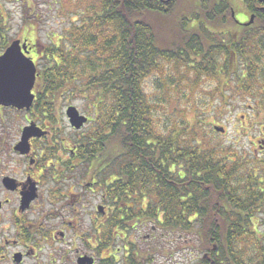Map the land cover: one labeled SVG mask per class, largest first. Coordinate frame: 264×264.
I'll use <instances>...</instances> for the list:
<instances>
[{
	"label": "trees",
	"instance_id": "16d2710c",
	"mask_svg": "<svg viewBox=\"0 0 264 264\" xmlns=\"http://www.w3.org/2000/svg\"><path fill=\"white\" fill-rule=\"evenodd\" d=\"M16 1L0 0V54L12 40L8 31L14 15L5 3ZM94 1L68 22L57 44L41 47L46 64L38 68L41 93L34 108L41 115L61 86L91 101L87 116L93 131L77 153L88 161L94 183L100 179V201L107 208L100 214L103 247L118 230L125 251L122 264H152L161 241L174 246L177 239L183 241L175 245L176 252L195 255L189 264H264L263 251L244 262L240 250L256 232L253 211L261 195L257 174L250 176L223 144L197 137L205 119L196 115L190 124L183 118L165 120L146 90L152 74L161 81L162 64L176 63L195 76L194 82L239 71L238 86L249 91L257 79L256 61H264V0H241L244 23L236 13L232 16L236 0H191V8L174 24L165 18L183 0ZM36 13L21 0L20 22L27 31L38 23ZM252 14L253 21L244 25ZM167 24L172 37L161 39L158 30ZM168 77L169 86L176 84ZM208 116L217 122L226 117L213 111ZM145 230L148 234L142 237ZM203 252L206 258L197 257Z\"/></svg>",
	"mask_w": 264,
	"mask_h": 264
},
{
	"label": "rangeland",
	"instance_id": "374dc122",
	"mask_svg": "<svg viewBox=\"0 0 264 264\" xmlns=\"http://www.w3.org/2000/svg\"><path fill=\"white\" fill-rule=\"evenodd\" d=\"M27 3L34 6L37 12L38 23L33 25V30L27 31L26 27L20 22L21 0L12 3L6 2L5 7L10 8L14 15L8 33L12 39L22 40L23 38H27L32 42L36 41L42 48L50 43L57 44L60 32L62 31L63 33V29L67 28L68 22L76 18L75 14L95 5L94 0H27ZM190 3L191 0H183L174 14L171 17L165 18V20L174 24L177 19L183 16L184 12H187L191 8ZM234 8L238 21H246V12L243 13L245 10L241 0L234 2ZM169 25L167 24L166 28L158 30L157 34H159L161 39L164 36L167 38L172 37ZM212 29L217 30L219 28ZM233 29L239 31L240 27L235 26ZM225 37L224 35L218 36L219 39ZM158 43L161 44L160 41ZM41 47L36 55H30L37 67L39 66V69L46 64V59L41 55L43 53ZM256 62L258 64L257 68H259L256 72L257 79L256 81H252L250 84L251 88L244 93L241 92L242 90L238 86L239 83H237L239 71L235 76L223 74L221 77L216 78L202 77L196 80L197 82H194L195 76L184 72L176 63L162 64L159 76L161 77V81H155L158 75L156 73L152 74L146 81V90L151 100L155 102V106L158 108L157 112L165 115V120L169 118L177 123V120L180 121L183 118L187 124H190L195 118L197 119L196 115H198L199 119H205L198 129L197 137L202 139L201 136H204L207 139H211L212 143H220L225 148H229L233 159H236L241 166L245 165L243 169L246 170L247 168L250 176L255 172L259 180V178L264 177V165H260V162H256L255 159L263 161L264 164V61L257 60ZM230 65L231 70H235V62L233 60H231ZM240 66L243 67L244 65L240 64ZM169 75L176 80V84L173 86L167 84L168 78H170L168 77ZM163 83L164 86L159 88ZM37 85L39 84L37 83ZM38 89L39 86L36 90ZM55 95L53 103L46 107L52 108L50 119L47 120L40 115L39 123L46 125L52 120L53 129H51V137L48 138L50 141L52 139L50 144H54L55 146L60 144L61 148L65 146L67 149H70L71 145L79 144L82 139H86L88 134L92 133V126L94 127V125L92 120H90L82 128L78 130L73 129L65 116V110L67 106H74L79 114H90L92 113L91 106L89 105L91 101L89 98H83L82 94L67 91V89L64 90L62 86L55 91ZM169 102L172 105L170 109L165 110L164 105H167ZM207 103L211 105H207ZM211 111L217 115H224L226 117L223 118L221 116L218 122L213 119H206L209 117L208 115ZM180 114L181 116H179ZM17 117L19 115L10 111H7L4 115H0V156L10 152L11 141L14 139L16 131L25 122L23 117L21 121L17 120ZM36 120L38 121V117H36ZM214 126L222 127L224 131L215 130ZM44 142L46 143L45 139L42 143L38 142L37 145L41 146ZM61 148L55 149L54 154L60 156L61 159H65L68 151L61 150ZM54 164L58 165V163ZM65 171L62 172L55 182V189L64 193L61 197H57L55 202L56 217L52 222H55L56 235L59 236V231L66 230V235L69 238L75 235L83 234L87 236L92 234L95 238H100L103 241L105 236L103 235V230L100 228L102 227L100 224L102 221L101 215L97 212L96 208L100 207L101 210H107V208L100 201V179H98V183H94V179L88 173V161L84 160L78 163L74 169L63 174ZM80 177L84 181L78 183ZM73 180H76V183L80 187L84 186L86 181H92L93 183L87 186L86 191L82 195L83 200L80 203L68 205L66 189L74 185ZM79 186H77V192L79 191ZM257 200L259 204H257L255 211H253V228L256 232L253 231V234L245 238L243 244L240 245V250L244 254V262H247L248 258L251 261L255 260L260 256L261 251L264 252V199L261 200L259 198ZM74 209H77V211ZM147 234L148 230H145L142 233V237H145ZM250 236L252 237L250 238ZM129 238V240L134 241V237ZM111 240H107L110 245L112 243ZM181 241L183 239L174 241V246ZM71 242L72 240L68 241L67 244L62 243L61 249L75 250V246L80 245V242ZM195 242L197 246L200 245L199 239H196ZM62 244L57 245V247H60ZM116 244L120 247L119 256L121 258L125 252L121 245V239ZM112 245L115 246V242ZM146 245H148V241L143 242L142 247ZM174 246L168 244L167 240L161 241L160 252L152 256V264H189L190 260L195 258V255L189 254L183 249L176 252V246ZM166 247L167 249H165ZM169 251H172L170 255L168 254ZM206 253H199L197 257L206 256ZM194 260L196 261V259Z\"/></svg>",
	"mask_w": 264,
	"mask_h": 264
},
{
	"label": "flooded vegetation",
	"instance_id": "af4514ba",
	"mask_svg": "<svg viewBox=\"0 0 264 264\" xmlns=\"http://www.w3.org/2000/svg\"><path fill=\"white\" fill-rule=\"evenodd\" d=\"M38 47L41 46L28 43L26 52L22 51L27 56L36 55L40 50ZM38 77L39 75L35 80L32 90L34 98L29 108L0 105V115L10 111L19 115L17 120L21 121L22 117L25 120L16 129L10 152L0 156V264H121L120 247L116 244L119 240L118 230L114 231L111 240L112 243L115 242V246L111 243L107 247H103V241L92 234L69 238L65 230L59 231V236L56 235L55 222H52L56 217L55 202L64 193L55 189V182L64 170L63 174L68 173L82 160H87L77 153L80 143L71 145L70 149L65 146L61 148L60 144H50L52 139L50 141L48 138L51 137L53 121L46 125L40 124V114L37 115L34 108L41 93L36 90ZM52 103L53 101L50 104ZM46 107L42 108L41 115L49 120L52 108ZM90 120L87 116V121ZM25 134L28 137L23 139ZM44 139L46 143L38 146L37 143H42ZM60 148L68 151L65 159L54 154V150ZM54 163H58V167ZM263 179L261 177L258 180L261 200L264 199ZM80 181L84 180L80 177L78 183ZM73 182L74 185L66 189L68 205L80 203L87 186L93 183L86 181L80 187L76 180ZM115 201L117 207V200ZM102 222L103 220L100 223ZM70 240L71 243L80 242V245L75 246V250H62V243L67 244ZM60 244L62 245L57 247Z\"/></svg>",
	"mask_w": 264,
	"mask_h": 264
},
{
	"label": "water",
	"instance_id": "95a60500",
	"mask_svg": "<svg viewBox=\"0 0 264 264\" xmlns=\"http://www.w3.org/2000/svg\"><path fill=\"white\" fill-rule=\"evenodd\" d=\"M253 21V15L248 25ZM26 40H12L0 55V105L14 106L18 109L29 108L34 98L32 88L36 79V66L33 60L26 56ZM24 50V52L22 51ZM66 116L71 126L79 129L87 120L79 114L74 106H68ZM215 130L223 131L215 127ZM28 135H23V139ZM98 210L101 211L100 207Z\"/></svg>",
	"mask_w": 264,
	"mask_h": 264
}]
</instances>
